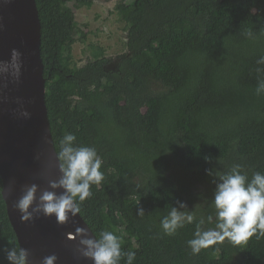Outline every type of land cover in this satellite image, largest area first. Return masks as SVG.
<instances>
[{
	"label": "trees",
	"instance_id": "1",
	"mask_svg": "<svg viewBox=\"0 0 264 264\" xmlns=\"http://www.w3.org/2000/svg\"><path fill=\"white\" fill-rule=\"evenodd\" d=\"M35 1L56 150L71 132L102 159L104 179L78 202L94 234H116L122 251L136 253L133 264H264L258 234L198 254L187 245L200 220L215 226L207 217L218 177L207 169L264 173V95L255 93L264 0H118L127 50L108 57L91 42L83 66L73 49L88 40V24L75 10L96 0ZM2 187L0 178V264H9L3 249L19 243ZM178 201L195 218L169 236L160 222Z\"/></svg>",
	"mask_w": 264,
	"mask_h": 264
},
{
	"label": "water",
	"instance_id": "2",
	"mask_svg": "<svg viewBox=\"0 0 264 264\" xmlns=\"http://www.w3.org/2000/svg\"><path fill=\"white\" fill-rule=\"evenodd\" d=\"M41 42L36 1L0 0V62L10 61L15 50L21 65L18 78L0 75L2 196L19 246L30 253L29 264H42L50 255L58 257L56 264H92L77 252L76 229L94 234L80 212L60 223L55 216L36 213L22 221L14 207L25 186L37 184L43 191L50 179L60 175L46 105Z\"/></svg>",
	"mask_w": 264,
	"mask_h": 264
},
{
	"label": "clouds",
	"instance_id": "3",
	"mask_svg": "<svg viewBox=\"0 0 264 264\" xmlns=\"http://www.w3.org/2000/svg\"><path fill=\"white\" fill-rule=\"evenodd\" d=\"M246 35L251 38L253 33ZM19 53L13 51L10 61L0 62V75L18 78L20 72ZM264 65V56L257 60ZM258 73L264 68H257ZM257 96L264 95V78L258 79L255 89ZM77 137L69 132L60 140L57 153L59 177L50 179L48 187L40 191L39 185L25 186L22 195L14 207L21 213V220L34 218V213L44 216H55L58 223L66 221L69 216L80 212L78 202H83L91 196L92 185H99L104 179L101 171L102 159L97 150L91 146L76 144ZM240 165H235L229 172L219 174L213 169H207L209 176H217L218 182L212 201L215 214L207 217L208 223L214 222V227L203 229L200 220L193 238L187 245L193 254H198L217 242L228 240L233 245L246 242L254 234L264 236V173L254 172L251 178L242 173ZM63 189V191H57ZM11 192V189H9ZM160 222L166 235H174L178 229L194 221V214L183 211L187 205L178 201ZM139 216H144L143 208H138ZM77 252L80 256L92 261V264H120L126 257V264H133L136 253L124 252L121 249L120 238L109 230L100 231L99 235L90 234L86 228H77ZM9 264H29V251L20 246H6L3 249ZM58 257L45 256L42 264H56Z\"/></svg>",
	"mask_w": 264,
	"mask_h": 264
},
{
	"label": "rangeland",
	"instance_id": "4",
	"mask_svg": "<svg viewBox=\"0 0 264 264\" xmlns=\"http://www.w3.org/2000/svg\"><path fill=\"white\" fill-rule=\"evenodd\" d=\"M117 2L118 0H96L91 8L75 10L77 20L88 24V40L85 43L77 42L73 49L79 66L87 63L91 42L104 47L108 57H116L127 50V32L123 21L114 10Z\"/></svg>",
	"mask_w": 264,
	"mask_h": 264
}]
</instances>
